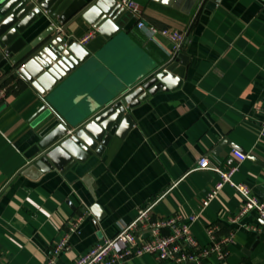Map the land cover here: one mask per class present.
Returning <instances> with one entry per match:
<instances>
[{
	"label": "crops",
	"instance_id": "0c3cea01",
	"mask_svg": "<svg viewBox=\"0 0 264 264\" xmlns=\"http://www.w3.org/2000/svg\"><path fill=\"white\" fill-rule=\"evenodd\" d=\"M134 1L143 8L146 25L187 32L181 53L188 66L178 87L156 92L135 110L136 127L123 140L114 137L102 158L65 175L41 172L32 161L53 115L48 110L33 120L43 99L12 80L1 85L8 93L0 101V264H45L69 224L83 216L58 256V264H71L115 238L121 225L150 206L153 220L198 216L191 232L203 247L212 244L207 234L212 225L221 234H235L228 258L212 256L205 264H264V221L250 212L230 225L242 198L228 185L203 207L220 177L196 169L201 157L223 168L237 149L248 158L234 181L250 186L264 202V119L258 111L264 107V0H202L192 10L189 0ZM49 26L42 19L25 35L27 42ZM93 29L78 20L66 34L79 41ZM83 46L91 61L50 96L72 130L94 108L167 65L174 47L162 35L149 36L134 19L112 40L98 31ZM129 264L176 263L146 255Z\"/></svg>",
	"mask_w": 264,
	"mask_h": 264
},
{
	"label": "water",
	"instance_id": "95a60500",
	"mask_svg": "<svg viewBox=\"0 0 264 264\" xmlns=\"http://www.w3.org/2000/svg\"><path fill=\"white\" fill-rule=\"evenodd\" d=\"M201 1L189 0L188 6L192 10ZM42 19L50 26L28 43L25 35ZM132 19L138 22L119 0H0V86L12 80L43 99L45 106L33 120L48 110L53 115L40 135L32 161L41 172L65 175L93 158H102L114 137L123 140L136 127L139 106L156 92L181 84L188 57L180 52L109 104L94 108L73 130L50 105V96L67 86L92 58L86 47L67 36L70 26L82 20L112 40L128 30Z\"/></svg>",
	"mask_w": 264,
	"mask_h": 264
},
{
	"label": "built area",
	"instance_id": "2783aa9c",
	"mask_svg": "<svg viewBox=\"0 0 264 264\" xmlns=\"http://www.w3.org/2000/svg\"><path fill=\"white\" fill-rule=\"evenodd\" d=\"M120 4L137 17V25L140 29L147 31L149 36L162 35L173 43L171 60L182 51L187 32L146 25L142 21L143 8L136 1L121 0ZM97 32L93 29L78 42L86 45ZM7 93L8 88L0 86V101L7 97ZM258 111L264 119V107L260 106ZM260 127L261 134L264 136V120ZM247 158L237 149H233L223 168L213 164L208 157H201L196 167L197 170H212L220 177V181L203 201V207H207L225 185L231 186L241 196L240 208L228 218L230 225L240 223L250 212H255L264 221V202L252 194L250 186L234 181L233 175L239 164ZM151 209L152 206L140 209L132 223L120 226L115 238L94 245L71 264H129L130 261L146 255L156 257L161 262L176 264H205V261L212 256H216L219 261H225L228 258L227 247L234 241L235 236L232 231L221 234V228L218 225H212L207 230L212 244L203 247L191 232L192 223L198 219V216L192 215L191 218L186 219L177 213L168 218L153 220L150 215ZM83 219V216H78L69 224L67 232L52 248L45 264H58V256L68 249V236L78 231ZM243 227L249 231H258V228L252 224H243Z\"/></svg>",
	"mask_w": 264,
	"mask_h": 264
},
{
	"label": "trees",
	"instance_id": "16d2710c",
	"mask_svg": "<svg viewBox=\"0 0 264 264\" xmlns=\"http://www.w3.org/2000/svg\"><path fill=\"white\" fill-rule=\"evenodd\" d=\"M5 84V83H4ZM18 85V84H17ZM20 85V84H19ZM20 86H22V85H20Z\"/></svg>",
	"mask_w": 264,
	"mask_h": 264
}]
</instances>
